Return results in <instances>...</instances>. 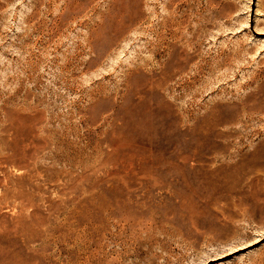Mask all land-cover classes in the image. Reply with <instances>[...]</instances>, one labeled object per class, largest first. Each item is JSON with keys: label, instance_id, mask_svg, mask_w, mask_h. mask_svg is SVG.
I'll list each match as a JSON object with an SVG mask.
<instances>
[{"label": "rangeland", "instance_id": "1", "mask_svg": "<svg viewBox=\"0 0 264 264\" xmlns=\"http://www.w3.org/2000/svg\"><path fill=\"white\" fill-rule=\"evenodd\" d=\"M0 264H264V0H0Z\"/></svg>", "mask_w": 264, "mask_h": 264}]
</instances>
